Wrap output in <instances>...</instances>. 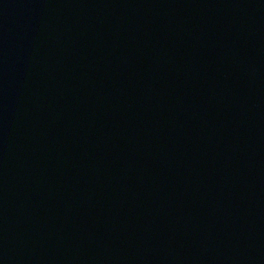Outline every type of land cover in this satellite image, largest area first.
Returning <instances> with one entry per match:
<instances>
[{
	"label": "water",
	"instance_id": "water-1",
	"mask_svg": "<svg viewBox=\"0 0 264 264\" xmlns=\"http://www.w3.org/2000/svg\"><path fill=\"white\" fill-rule=\"evenodd\" d=\"M0 264H264V0H0Z\"/></svg>",
	"mask_w": 264,
	"mask_h": 264
}]
</instances>
